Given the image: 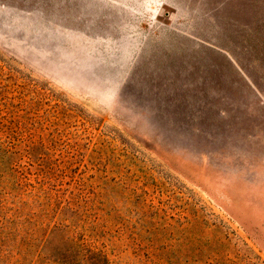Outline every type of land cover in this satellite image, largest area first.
I'll use <instances>...</instances> for the list:
<instances>
[{"label":"rangeland","instance_id":"1","mask_svg":"<svg viewBox=\"0 0 264 264\" xmlns=\"http://www.w3.org/2000/svg\"><path fill=\"white\" fill-rule=\"evenodd\" d=\"M0 174V264H264V0H0Z\"/></svg>","mask_w":264,"mask_h":264},{"label":"trees","instance_id":"2","mask_svg":"<svg viewBox=\"0 0 264 264\" xmlns=\"http://www.w3.org/2000/svg\"><path fill=\"white\" fill-rule=\"evenodd\" d=\"M8 153V152H7ZM5 165L8 167V171L12 174V172L14 171V165L11 164V166H9V162L5 163ZM1 176V174H0Z\"/></svg>","mask_w":264,"mask_h":264}]
</instances>
